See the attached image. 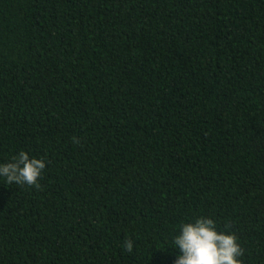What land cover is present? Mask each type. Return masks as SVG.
<instances>
[{
	"label": "trees",
	"instance_id": "trees-1",
	"mask_svg": "<svg viewBox=\"0 0 264 264\" xmlns=\"http://www.w3.org/2000/svg\"><path fill=\"white\" fill-rule=\"evenodd\" d=\"M0 264H264V0H0Z\"/></svg>",
	"mask_w": 264,
	"mask_h": 264
}]
</instances>
